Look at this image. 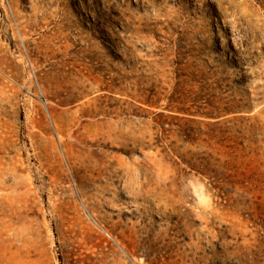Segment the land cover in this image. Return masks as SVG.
Instances as JSON below:
<instances>
[{"label":"rangeland","instance_id":"rangeland-1","mask_svg":"<svg viewBox=\"0 0 264 264\" xmlns=\"http://www.w3.org/2000/svg\"><path fill=\"white\" fill-rule=\"evenodd\" d=\"M0 264H264V0H0Z\"/></svg>","mask_w":264,"mask_h":264},{"label":"trees","instance_id":"trees-1","mask_svg":"<svg viewBox=\"0 0 264 264\" xmlns=\"http://www.w3.org/2000/svg\"><path fill=\"white\" fill-rule=\"evenodd\" d=\"M233 65L234 64L233 62ZM222 101V100H221ZM251 102L248 99H235L232 98L231 100L222 103L219 101V104L214 105V103H205L203 105V110H207L206 113H201V116H205L206 118L210 119H220L230 114L242 113L245 110H249Z\"/></svg>","mask_w":264,"mask_h":264}]
</instances>
